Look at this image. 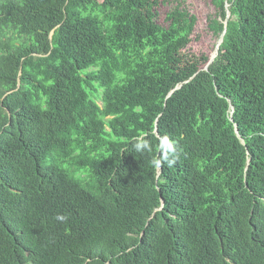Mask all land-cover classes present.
Listing matches in <instances>:
<instances>
[{
	"label": "trees",
	"instance_id": "obj_1",
	"mask_svg": "<svg viewBox=\"0 0 264 264\" xmlns=\"http://www.w3.org/2000/svg\"><path fill=\"white\" fill-rule=\"evenodd\" d=\"M161 2L0 0V264H264V0Z\"/></svg>",
	"mask_w": 264,
	"mask_h": 264
},
{
	"label": "rangeland",
	"instance_id": "obj_2",
	"mask_svg": "<svg viewBox=\"0 0 264 264\" xmlns=\"http://www.w3.org/2000/svg\"><path fill=\"white\" fill-rule=\"evenodd\" d=\"M161 2L158 7L159 21L165 23L166 14L174 3ZM186 5L197 16V24L192 35V41L186 48L189 53L198 56L205 54L211 57L217 51L220 36L216 35L209 27V16L215 14V7L211 0H185Z\"/></svg>",
	"mask_w": 264,
	"mask_h": 264
},
{
	"label": "clouds",
	"instance_id": "obj_3",
	"mask_svg": "<svg viewBox=\"0 0 264 264\" xmlns=\"http://www.w3.org/2000/svg\"><path fill=\"white\" fill-rule=\"evenodd\" d=\"M159 149L162 153L161 160L171 167L176 162L177 147L176 142L170 139L168 136H163L159 138ZM133 148L136 152L151 151V145L147 139L137 138L133 142ZM161 160L154 161L156 166H160ZM59 221H64L67 219L64 215H57L56 217Z\"/></svg>",
	"mask_w": 264,
	"mask_h": 264
},
{
	"label": "water",
	"instance_id": "obj_4",
	"mask_svg": "<svg viewBox=\"0 0 264 264\" xmlns=\"http://www.w3.org/2000/svg\"><path fill=\"white\" fill-rule=\"evenodd\" d=\"M230 14H231V12H230V10H229V8H228V4H227V17H226V20L224 21V23H225V29L223 30V32H222L221 35H220L219 43H218V45H217V51L211 56L209 62L204 66V68H206V69L209 67V65L213 62V60L216 58V56H217L218 53H219V49H220L221 43L223 42V40H224V36H225V33H226V27H227V24H228V19H229V17H230ZM179 86H180V85H178L177 88H178ZM156 131H158V126H156ZM236 131L238 132L237 129H236Z\"/></svg>",
	"mask_w": 264,
	"mask_h": 264
}]
</instances>
